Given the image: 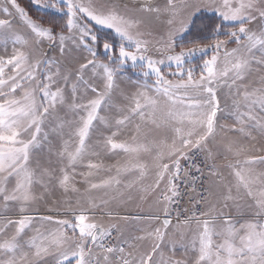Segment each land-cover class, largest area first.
Segmentation results:
<instances>
[{
    "label": "snow or ice",
    "instance_id": "1",
    "mask_svg": "<svg viewBox=\"0 0 264 264\" xmlns=\"http://www.w3.org/2000/svg\"><path fill=\"white\" fill-rule=\"evenodd\" d=\"M31 3L58 15L64 26L57 33L33 20L18 0H0V50L6 54L0 55V264H264V170H258L264 169V155H250L246 145L228 140L223 145L227 163L220 167L218 153L209 148L221 133L249 140L256 139L254 133L264 136V0H165L163 7L151 0H129L123 7L116 0ZM204 12L220 18L212 43L193 40L185 47ZM149 14L167 17L166 35L157 41L160 58L149 54L152 41L145 36L152 33L142 28ZM45 42L62 59H43ZM229 42L236 47L229 48ZM101 46L109 63L98 55ZM64 61L77 67L62 71ZM126 70L137 75L128 81L136 88L131 94L117 83ZM254 71L261 75L258 86L250 87ZM221 90L232 98L231 127L220 123ZM117 92L123 103L114 99ZM105 109L111 114L101 115ZM97 124L110 132L99 148L126 156L114 166V175L99 182L92 178L112 168L92 160L100 154L88 143ZM125 130L132 135L118 141ZM45 146L47 167L39 160ZM199 154L214 179L181 220L175 208L181 181L189 168L204 175L194 163ZM78 167L87 169L79 173L83 193L75 181ZM57 191L62 199H56ZM98 191L99 198L93 195ZM133 193L141 201L156 194L152 214L131 217L147 221L145 234L134 239L152 241L151 250L139 255L127 250L136 247L134 242L118 238L117 224L95 219L98 209ZM41 202L47 214L41 213ZM232 209L238 218L228 214ZM170 227L192 233L187 242L181 233L185 259L175 258L176 241L171 255L161 251Z\"/></svg>",
    "mask_w": 264,
    "mask_h": 264
},
{
    "label": "rangeland",
    "instance_id": "2",
    "mask_svg": "<svg viewBox=\"0 0 264 264\" xmlns=\"http://www.w3.org/2000/svg\"><path fill=\"white\" fill-rule=\"evenodd\" d=\"M28 1L30 2L31 6H33L35 9L42 11V12H45L42 9L36 8L31 3V0H28ZM116 2L119 3L123 7L124 4L129 3V0H116ZM132 2L134 3V1H132ZM18 3L20 4L19 0H18ZM164 3H165V0H158V1L153 2L154 5H159L161 7H163ZM21 7H23V6L21 5ZM204 13L217 16L213 12H204ZM32 19L37 21L38 23L42 24L40 21L36 20L35 18H32ZM15 23L17 25L18 31H20L21 33H24L26 31L23 24L18 19L15 21ZM44 27H46V26H44ZM250 27H254V25H250ZM142 28L145 31H149L152 33L150 36L149 35L145 36V39L152 41V44L150 46L151 51L149 54L155 58H160L161 54L156 51V48L159 47V45L157 44V41L166 35L167 29H168L167 17L166 16H160L159 18H157L155 16V14H149L145 18V21H144V24L142 25ZM59 32H57V33H59ZM65 34L67 35V33H65ZM101 36L103 37V39H106L109 42H112V36L110 34L105 35V30H101ZM224 39H226V37ZM184 46L185 47H191L192 45L191 44H185V42H184ZM228 47L233 48V47H236V45L234 43L229 42ZM114 50L118 53V48H115ZM178 50L179 49H177V51ZM42 51L46 54L44 57H42L43 59H47L50 56L57 58V59H62L59 57V53L57 51H53V46L49 45L47 42H45L42 45ZM97 51H98V55L100 56L101 61H103L105 63H109V61H107L105 59L106 54L103 52L102 46L100 48H98ZM10 52H11V46H9V52L7 54H10ZM0 55H6V54L2 50H0ZM60 67H61L62 71L63 70H74L77 67V63L76 62L69 63L68 61H64L60 65ZM195 67H196V71L198 72L199 67H200L199 61L196 62ZM260 75H261V73L255 72V71L252 73V75L249 77L250 87L258 86L257 81H258V78ZM118 76H120L119 73H118ZM128 77L135 80L137 78V75H136V73H134L131 70H126L122 74V79L127 81L126 78H128ZM122 79H118V81H117L120 90L127 92L129 94L136 91L135 86H130L129 84H127V82H125ZM226 91L227 90H221V92L219 93L220 100H221V108L224 109V112L219 114L223 117L220 120V123L222 125H227V126L231 127L233 125L234 121L231 117H229L228 113L232 110V98L226 95ZM223 97L228 98L227 103L225 101L226 98L224 100ZM114 99H116L120 103H123V101L119 100V92H117ZM223 103L225 104L224 108H223ZM110 114L111 113H109V111L107 109L102 110V112H101V115H110ZM60 115L65 116L66 115L65 110H60ZM67 118H71L70 114H68ZM109 134H110V132L104 127V125L97 124V126H96L95 130L92 132V134L90 136V140L88 142L91 149L98 151L100 153L98 157H92L93 162L100 161L103 163L105 168H108V167L112 168V172L100 171L98 173V175H96L95 177L92 178L95 182H99L101 179H105L110 175H114V173H115V167L114 166H116L118 164H123L126 160V156L122 152H120L119 150H117L116 152H104L99 148V146H98L99 142L103 139L104 136L109 135ZM131 135H132V132L130 130H125L119 134L117 139H118V141L128 140ZM254 135L256 136L255 140H249L246 137H240L236 133H227L226 135L224 133H221V135L217 136L216 141L214 143H209V148H211L213 150V152L218 153L217 160H216L217 165L220 167H223V165L227 163V161L223 158L224 155L226 154V153H224L223 145L225 143H227L228 140H236L239 143L246 145L250 149V152H249L250 155H264V136H261L259 133H254ZM58 146L59 145L56 143H54V145H53L54 149ZM229 158L231 159L230 156H229ZM51 159L53 161L52 166H57L55 164V157L53 156V157H51ZM39 160H40L42 166H45V167L49 166V164H48L49 155H48V151H47V146H45L44 150L39 154ZM258 170H264V169H258ZM84 171H87V169L83 168V167H78L77 168V175L75 176L76 186L78 188H80L82 193L84 192L86 185L83 183V178L79 175V173L84 172ZM39 191L40 190L37 188V192H39ZM93 195L96 196L97 198H99L102 195V192L98 191L96 193H93ZM155 195L156 194H153L152 196H149L147 198V200L141 201L139 196L136 193H133L131 199H126L122 203L112 202L106 208L98 209L96 211V213H95L96 222L102 223L106 226L110 225V224H117L121 229V233L119 234L118 238L122 239V240L132 241V242H134V244L136 246L134 249H127V250L133 251L137 255L142 254V253H146V252L151 250L152 241L150 239L149 240H135L134 238L137 236H142L145 234L143 231H141V229L145 228L147 221H137V220L131 219V217H135V216H142L143 217V216H148V215L152 214V212H153L152 206H153V202L155 199ZM55 197L58 200L63 198L59 191H57L55 193ZM71 198L73 201H75L77 198L76 194H71ZM104 198L107 199V197H104ZM242 203L250 204L251 201H242ZM39 208H40V211L42 214H47L46 205L43 202H41L39 204ZM107 212H112L113 215L116 217L127 216V217H129V219L128 220L110 219L109 216L106 215ZM61 214H63V209H61ZM228 214L233 216L234 218H238V214L236 213L235 209L230 210ZM11 215L13 216V218H17L19 214L18 213H12ZM175 224L176 223H173V225H175ZM157 225H158V222L156 224H153L151 226V228H149L148 230L154 229ZM193 228H194V225H193ZM182 232H184V236H183L184 242L189 241L191 239V235H192L191 231H185L183 228L180 231H176L172 227H170L167 230V234L165 236L164 242L161 245V251L164 253L165 256L172 254L170 251L171 242L176 241L177 244H176V256H175V258L176 259H185V257L182 255V249L179 246V242L182 239V236H181ZM114 235H116V234L114 233ZM113 243H115V240H113ZM157 258H158L157 256H154L153 260L155 261V260H157ZM49 259L51 260L52 258L50 257ZM188 259L191 260V253L189 254Z\"/></svg>",
    "mask_w": 264,
    "mask_h": 264
},
{
    "label": "trees",
    "instance_id": "3",
    "mask_svg": "<svg viewBox=\"0 0 264 264\" xmlns=\"http://www.w3.org/2000/svg\"><path fill=\"white\" fill-rule=\"evenodd\" d=\"M19 2L32 18L40 21L46 27H52L55 32L62 31L64 20L58 15H54L51 12L46 13L39 11L31 6L28 0H19ZM218 23H220L219 17L203 13L196 21V29L193 31L192 36L188 37V39L184 41L185 44H191L193 40H199L202 44H211L213 30L215 25ZM223 30L227 31V28H224ZM220 38L224 39L225 36H221Z\"/></svg>",
    "mask_w": 264,
    "mask_h": 264
},
{
    "label": "built area",
    "instance_id": "4",
    "mask_svg": "<svg viewBox=\"0 0 264 264\" xmlns=\"http://www.w3.org/2000/svg\"><path fill=\"white\" fill-rule=\"evenodd\" d=\"M191 155V153H190ZM205 160L204 154H199L194 157V163L199 164L204 169V175H199L194 171L193 168H189L188 177L181 181L179 197V203L175 205V208L180 211V219L182 220L185 216L190 215L193 210L192 200L198 199L199 195L202 194L204 188L207 187L209 182L213 177H209L207 174V168L202 163ZM195 178V179H193ZM195 184V190H193L192 185ZM200 209L205 208V205L198 206ZM184 209H188L187 212ZM172 223H177L176 219H173Z\"/></svg>",
    "mask_w": 264,
    "mask_h": 264
},
{
    "label": "crops",
    "instance_id": "5",
    "mask_svg": "<svg viewBox=\"0 0 264 264\" xmlns=\"http://www.w3.org/2000/svg\"><path fill=\"white\" fill-rule=\"evenodd\" d=\"M127 79V81H125L124 79H122V80H124L125 82H127V84H129L130 86H134L133 84H130L128 81H129V77L128 78H126ZM131 80H133V81H135L134 79H132V78H130ZM225 98H226V100H225ZM223 97V99L226 101V103L228 102V98L227 97ZM225 107V104L223 103V108ZM214 178V177H213Z\"/></svg>",
    "mask_w": 264,
    "mask_h": 264
},
{
    "label": "water",
    "instance_id": "6",
    "mask_svg": "<svg viewBox=\"0 0 264 264\" xmlns=\"http://www.w3.org/2000/svg\"><path fill=\"white\" fill-rule=\"evenodd\" d=\"M132 1H134L135 2V0H132ZM155 1H157V0H151V2L153 3V2H155Z\"/></svg>",
    "mask_w": 264,
    "mask_h": 264
},
{
    "label": "bare ground",
    "instance_id": "7",
    "mask_svg": "<svg viewBox=\"0 0 264 264\" xmlns=\"http://www.w3.org/2000/svg\"><path fill=\"white\" fill-rule=\"evenodd\" d=\"M158 1V0H157Z\"/></svg>",
    "mask_w": 264,
    "mask_h": 264
}]
</instances>
